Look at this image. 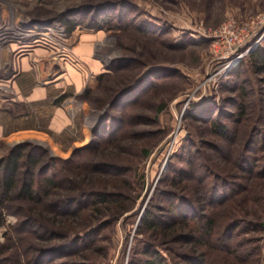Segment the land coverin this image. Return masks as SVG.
<instances>
[{"label": "rangeland", "instance_id": "obj_1", "mask_svg": "<svg viewBox=\"0 0 264 264\" xmlns=\"http://www.w3.org/2000/svg\"><path fill=\"white\" fill-rule=\"evenodd\" d=\"M0 13V47L15 43L0 63V159L40 146L70 159L56 192L118 194L69 214L13 195L0 260L143 264L150 248L158 264H264V0H0ZM185 199V221L140 225L147 209L182 218ZM24 205L51 238L13 228ZM202 221L208 243L179 240Z\"/></svg>", "mask_w": 264, "mask_h": 264}, {"label": "trees", "instance_id": "obj_2", "mask_svg": "<svg viewBox=\"0 0 264 264\" xmlns=\"http://www.w3.org/2000/svg\"><path fill=\"white\" fill-rule=\"evenodd\" d=\"M103 7V6H101ZM98 7L97 9H101ZM96 11V15L98 10ZM70 22V19H67ZM262 54V58L264 60V51L259 50ZM221 132L225 131L224 124L219 123L218 121L214 122ZM115 140V139H114ZM107 141H110L109 139ZM78 149H74V152H77ZM57 158H53L47 155L46 150L41 148L40 146H35L33 144H21L16 145L15 147L9 149L8 154L0 159V206H4L6 201L12 198L13 195L22 198L23 200L28 199L30 201H38L44 199L43 206L49 208L50 210L56 212L59 208L65 211L64 213H72L77 211L78 209L83 208V206H88V204L95 201L96 203H110L118 201V194L101 191L98 189H90L87 192L80 190L75 191L72 189H68L66 192H56V188L59 186H64L71 188L72 179L66 175H60L58 169L59 167H68L67 164L70 159L67 160H59L60 164L56 163ZM98 170H113L114 166L111 163L102 162L101 164H97ZM58 168V169H57ZM67 183V184H66ZM187 199H190L187 197ZM183 200L179 205L175 206V208L179 211V216H184L185 209L183 210L182 204L187 202ZM43 200V201H44ZM191 200V199H190ZM187 204V203H186ZM16 213L20 211V205L9 207ZM20 208V209H18ZM28 209V210H25ZM30 209H33L31 206L24 205V210L26 212V216L23 220H20L17 224L13 226L16 231L22 230L25 228L28 222H34L37 224L39 229H36V234L41 237L47 236V238H51L53 234L52 231L48 227H45L43 224L37 220V216L30 213ZM188 211L193 210L190 208H186ZM190 209V210H189ZM190 213V212H188ZM1 214V213H0ZM162 214L155 213L154 210L147 209V211L142 215L140 220V225L145 230H154V229H167L174 225L175 223H181L186 220L188 217L178 218L174 214L168 216V219L162 220ZM26 223V224H25ZM184 226V225H183ZM210 223L208 222H198L197 227H191L189 233L185 230L183 233H180L179 240L187 239L193 240L194 243L198 242V240L203 239L208 243L209 239L207 238L208 232L210 230ZM79 238H74L68 245L64 248H59L61 251H73L80 247L78 242ZM211 242V241H210ZM63 245V244H62ZM61 246V245H60ZM41 251V250H40ZM42 251L45 254L55 255L58 252V249H53L50 246H47ZM41 251V252H42ZM147 254L150 258H146L143 261V264H158L157 261V252L154 249L147 248ZM44 254V253H43ZM38 256V255H37ZM42 256V254H41ZM40 257V256H39ZM34 257L33 259L36 260ZM187 259L195 260L194 262L199 263L200 260L192 256H189ZM7 258H3L0 260V264H6Z\"/></svg>", "mask_w": 264, "mask_h": 264}, {"label": "crops", "instance_id": "obj_3", "mask_svg": "<svg viewBox=\"0 0 264 264\" xmlns=\"http://www.w3.org/2000/svg\"><path fill=\"white\" fill-rule=\"evenodd\" d=\"M2 17H3V15H2V13H0V18H2ZM9 44H10V45H8V46H5V45H4V46H1V47H0V63H1V60L4 61V59L8 57V56H7V55L9 54L8 51H9L12 47H14V44H15V43H14V42H10ZM22 62H23V63H27L26 60H22ZM3 65H4V63H3Z\"/></svg>", "mask_w": 264, "mask_h": 264}, {"label": "bare ground", "instance_id": "obj_4", "mask_svg": "<svg viewBox=\"0 0 264 264\" xmlns=\"http://www.w3.org/2000/svg\"><path fill=\"white\" fill-rule=\"evenodd\" d=\"M87 134H86V137L84 140H77L74 142V145L70 148L69 152H67L64 157H67L68 154L71 152V149L72 148H77V147H80V146H83V145H86V143L88 142V140L90 139V132H88V129L86 130ZM63 156V155H62Z\"/></svg>", "mask_w": 264, "mask_h": 264}, {"label": "built area", "instance_id": "obj_5", "mask_svg": "<svg viewBox=\"0 0 264 264\" xmlns=\"http://www.w3.org/2000/svg\"><path fill=\"white\" fill-rule=\"evenodd\" d=\"M227 26H228V25L224 24L222 27H220L221 30H220V29H219V30L223 32L224 29H226Z\"/></svg>", "mask_w": 264, "mask_h": 264}]
</instances>
